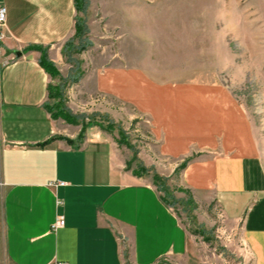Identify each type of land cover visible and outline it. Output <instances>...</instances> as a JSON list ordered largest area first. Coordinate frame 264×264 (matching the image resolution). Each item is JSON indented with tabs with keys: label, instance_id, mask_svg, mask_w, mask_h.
I'll use <instances>...</instances> for the list:
<instances>
[{
	"label": "crops",
	"instance_id": "0c3cea01",
	"mask_svg": "<svg viewBox=\"0 0 264 264\" xmlns=\"http://www.w3.org/2000/svg\"><path fill=\"white\" fill-rule=\"evenodd\" d=\"M0 6L7 10L0 40V264H159L185 255L188 233L177 214L153 180L126 169L113 140L101 133L72 144L57 138L73 140L77 131L50 111L56 78L40 64L41 49L57 65L76 33V1ZM93 73L104 100L147 117L159 154H199L184 167L183 185L211 194L228 221L241 223L249 264H264V150L230 92L219 83L160 80L119 60ZM60 216L65 224L53 228Z\"/></svg>",
	"mask_w": 264,
	"mask_h": 264
},
{
	"label": "rangeland",
	"instance_id": "374dc122",
	"mask_svg": "<svg viewBox=\"0 0 264 264\" xmlns=\"http://www.w3.org/2000/svg\"><path fill=\"white\" fill-rule=\"evenodd\" d=\"M78 25L58 55L49 100L77 135L57 138L72 144L108 136L127 170L154 181L188 233L187 253L159 264H249L241 223L228 221L211 194L182 183L184 167L199 154H159L147 117L104 100L93 72L119 60L160 80L219 83L242 106L264 150V0H85ZM43 54L53 62L48 49Z\"/></svg>",
	"mask_w": 264,
	"mask_h": 264
},
{
	"label": "trees",
	"instance_id": "16d2710c",
	"mask_svg": "<svg viewBox=\"0 0 264 264\" xmlns=\"http://www.w3.org/2000/svg\"><path fill=\"white\" fill-rule=\"evenodd\" d=\"M76 1V7L78 10H83V7H84V3H85V0H75ZM79 28V25H78V22L76 23V29L78 30ZM40 64L46 69V71H48L52 76L56 75L57 73V69L55 67V65L53 64V62H51L47 55H42L41 58H40ZM49 94L51 95V88H50V92ZM50 111L52 112V109L50 107ZM52 115L55 117V118H58L60 115H63L64 116V119H65V116H66V112H58V113H54L52 112Z\"/></svg>",
	"mask_w": 264,
	"mask_h": 264
},
{
	"label": "built area",
	"instance_id": "2783aa9c",
	"mask_svg": "<svg viewBox=\"0 0 264 264\" xmlns=\"http://www.w3.org/2000/svg\"><path fill=\"white\" fill-rule=\"evenodd\" d=\"M7 17V10L5 6H0V40L5 37V32L3 27L5 26ZM65 224V219L63 216L57 218V220L53 224V228H57L59 226H63Z\"/></svg>",
	"mask_w": 264,
	"mask_h": 264
}]
</instances>
